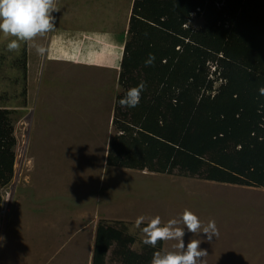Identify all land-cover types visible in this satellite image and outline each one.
Masks as SVG:
<instances>
[{
  "label": "rangeland",
  "instance_id": "obj_1",
  "mask_svg": "<svg viewBox=\"0 0 264 264\" xmlns=\"http://www.w3.org/2000/svg\"><path fill=\"white\" fill-rule=\"evenodd\" d=\"M130 2L57 0L56 30L14 51L7 48L14 37L0 33V108L12 112L15 140L14 177L0 189V264H91L100 221L126 225L139 253L138 216L167 222L185 208L216 221L211 240L185 228V248L200 239L205 264H264L263 187L106 165L123 50L104 37L122 34ZM202 25V18L188 24ZM86 32L100 36L89 40ZM112 250L106 264H117Z\"/></svg>",
  "mask_w": 264,
  "mask_h": 264
},
{
  "label": "trees",
  "instance_id": "obj_2",
  "mask_svg": "<svg viewBox=\"0 0 264 264\" xmlns=\"http://www.w3.org/2000/svg\"><path fill=\"white\" fill-rule=\"evenodd\" d=\"M125 38L106 165L264 188V0H134ZM141 81L139 105L122 108ZM11 114L0 108V189L14 177ZM135 242L123 223L100 221L91 264L111 248L117 264H150L163 244L137 253Z\"/></svg>",
  "mask_w": 264,
  "mask_h": 264
},
{
  "label": "clouds",
  "instance_id": "obj_3",
  "mask_svg": "<svg viewBox=\"0 0 264 264\" xmlns=\"http://www.w3.org/2000/svg\"><path fill=\"white\" fill-rule=\"evenodd\" d=\"M56 11L57 0H0V33L5 37H14L7 45L8 50H18L20 42H32L38 36L55 31V17L52 13ZM34 46L39 54H44L43 46ZM154 60L155 56L149 54L145 66L151 65ZM145 88L146 83L141 81L137 86L128 89L126 95L119 100V105L122 108L137 107ZM259 91L264 95V88ZM134 228L140 230L143 245L156 248L160 242H175L168 250L155 251L150 264H205V259L201 258L207 257L208 253L200 249V239H191L185 248V228L194 235L205 234L208 240L219 236L214 219L204 223L187 208L178 217L167 222L159 215H140L134 222Z\"/></svg>",
  "mask_w": 264,
  "mask_h": 264
},
{
  "label": "crops",
  "instance_id": "obj_4",
  "mask_svg": "<svg viewBox=\"0 0 264 264\" xmlns=\"http://www.w3.org/2000/svg\"><path fill=\"white\" fill-rule=\"evenodd\" d=\"M133 1L134 0H131V5H132V3H133ZM129 14V15H128ZM129 16H130V12H128L127 14H126V21L124 22V28H123V31H122V34L121 35H118V34H116L113 30H108L107 31V33H108V36L107 37H104L105 38V40L106 39H113L112 41H114L115 43H117L116 45L118 46L119 45V48H120V50L122 49L123 50V46H124V42H125V40H126V38H125V34H126V31H127V29H128V21H129ZM106 21V20H105ZM85 34H88V35H84V37L85 38H87V39H89V40H91V38L93 37V36H96V37H99L100 35L99 34H97V35H95L96 33L95 32H86ZM101 34V33H100ZM104 35L106 36V34L104 33ZM117 35H118V37H117ZM109 36H110V38H109ZM92 40H93V38H92ZM102 40V39H101ZM90 42V41H89ZM97 42H99V40H97ZM93 43V42H92ZM100 43H102L101 41H100Z\"/></svg>",
  "mask_w": 264,
  "mask_h": 264
}]
</instances>
